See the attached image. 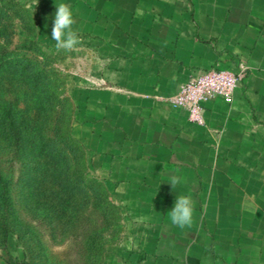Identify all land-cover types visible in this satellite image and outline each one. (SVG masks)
<instances>
[{
	"label": "crops",
	"instance_id": "obj_1",
	"mask_svg": "<svg viewBox=\"0 0 264 264\" xmlns=\"http://www.w3.org/2000/svg\"><path fill=\"white\" fill-rule=\"evenodd\" d=\"M60 3L70 6L76 32L92 40L102 62L97 81L106 88L107 126L93 133L105 136L102 153L96 152L114 160L110 178L138 191L156 232L177 196L194 202L193 224L182 230L195 238L162 233L153 245L164 253L147 262L237 263L242 238L230 243L229 227L205 216L207 208L224 214L233 206L241 214L249 199L264 192V0ZM212 68L242 72V78L230 101L208 99L202 123H192L169 99ZM172 175L185 182L173 189ZM188 247L208 249L188 254Z\"/></svg>",
	"mask_w": 264,
	"mask_h": 264
},
{
	"label": "rangeland",
	"instance_id": "obj_2",
	"mask_svg": "<svg viewBox=\"0 0 264 264\" xmlns=\"http://www.w3.org/2000/svg\"><path fill=\"white\" fill-rule=\"evenodd\" d=\"M58 3L0 0V179L13 209L5 241L0 230V264H149L165 250L155 237L195 234L168 215L156 232L138 191L110 178L114 160L97 153L89 135L107 126L102 62L80 33L74 50L55 48ZM244 206L241 214L207 208L205 217L229 227L230 243L242 238L235 264H264V192Z\"/></svg>",
	"mask_w": 264,
	"mask_h": 264
},
{
	"label": "built area",
	"instance_id": "obj_3",
	"mask_svg": "<svg viewBox=\"0 0 264 264\" xmlns=\"http://www.w3.org/2000/svg\"><path fill=\"white\" fill-rule=\"evenodd\" d=\"M241 78L242 72L225 68L202 71L187 80L169 102L172 107L185 110L190 122L200 124L204 103L210 98L230 101Z\"/></svg>",
	"mask_w": 264,
	"mask_h": 264
},
{
	"label": "clouds",
	"instance_id": "obj_4",
	"mask_svg": "<svg viewBox=\"0 0 264 264\" xmlns=\"http://www.w3.org/2000/svg\"><path fill=\"white\" fill-rule=\"evenodd\" d=\"M74 23L75 20L70 6L64 3L57 5L51 30V39L55 41V48L57 50L63 49L71 51L82 44V39L72 28ZM184 182L183 177L172 175L169 183L174 189L177 185ZM167 215L173 225L181 229L191 227L194 215V202L192 197L190 195L177 196L174 207Z\"/></svg>",
	"mask_w": 264,
	"mask_h": 264
},
{
	"label": "trees",
	"instance_id": "obj_5",
	"mask_svg": "<svg viewBox=\"0 0 264 264\" xmlns=\"http://www.w3.org/2000/svg\"><path fill=\"white\" fill-rule=\"evenodd\" d=\"M89 135L93 139L94 133L93 132L89 133ZM104 137H105L104 134H98L96 136V139H97L96 151L98 150L97 152H99V153L102 151V149H104V147L102 146V140H101V138H104ZM17 140H18V138L15 139V141H17ZM12 211H13V209L11 206V201H10V196H9L8 181L4 180V179H0V215H1V219H2L1 220L2 225L0 227V230H1V235L3 236V241H5V237H6V234L8 231L7 225H6V218L11 216Z\"/></svg>",
	"mask_w": 264,
	"mask_h": 264
}]
</instances>
